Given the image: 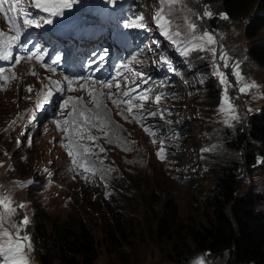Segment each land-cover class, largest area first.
Returning <instances> with one entry per match:
<instances>
[{
	"label": "rangeland",
	"instance_id": "1",
	"mask_svg": "<svg viewBox=\"0 0 264 264\" xmlns=\"http://www.w3.org/2000/svg\"><path fill=\"white\" fill-rule=\"evenodd\" d=\"M88 1L77 0L71 6L76 14L86 20V24L91 18L85 10ZM185 2L187 7L177 5L176 9L165 10V17L172 20L169 29L171 34L168 36L164 35L165 29L158 27V21L154 19L160 9L157 0L108 2L114 9L111 17L104 18L105 14L102 13L99 18H91L94 19L91 23H104L102 25L108 28L104 31L95 30L96 39L92 40V44L98 45V51L94 52L92 48L80 51L83 62L93 69L90 74L75 76L64 74L53 66H44L41 69L35 67L36 75H31L28 68L33 63L25 60L24 65L12 69L10 77L14 78L0 80V196H9L16 204L27 205L25 209H17L15 216L6 219V226L18 222L21 213L28 215L32 221L34 211L43 212L57 222L79 218L96 239V256L92 264H177L173 258L182 259L186 251L181 250L180 244L179 248L174 249L169 239L154 238L155 214L163 202L170 200L181 222L194 219L204 221L208 213L204 199L206 194L214 190L216 166L220 165L222 159H238V152L229 141L242 131L247 116L264 103V64L256 63L248 54L249 40L244 37V20H224L218 15L204 19L199 23L202 28L215 34L218 52L223 49L230 63L232 60L238 61L245 81L260 86L245 96H241L235 88L229 90L230 96L240 97L237 113L241 122L235 123L232 128L223 124L225 116L218 111L223 86L219 84V77L213 75L210 56L196 52H192L189 57L182 54L189 39L184 18L191 15L195 19L193 14L202 12L205 6L216 14L222 12L217 4H207L202 0ZM28 3V0L17 3V17L22 22L21 13L29 8L30 15L41 21L45 12L30 8ZM188 8L192 9L193 14L188 12ZM136 9V17H145V28H127L116 21L125 19L126 11ZM115 29L120 33L112 34ZM176 30L182 32L180 37H174ZM0 31L9 32L1 17ZM87 35L91 37L93 33L88 32ZM258 37L264 43V29ZM198 55L204 59H198ZM160 56L166 57L169 63L155 64L154 61ZM95 60L99 62L95 63ZM124 65L150 78L148 84L138 82L139 88L132 92V96L146 88L153 89V92L148 93L153 99L155 94H165L160 107L170 113H166V119L173 121L171 125L158 117L147 116L136 122L132 115L124 111V105L116 108L106 95L100 96L106 107L96 110L86 91L80 89V85H85L89 90L99 89L107 93L108 89L98 84L105 81L113 84L114 98L128 99L123 97L122 91L135 86L131 84V79H125L132 77V72L127 71ZM0 68L3 65L0 64ZM221 70L229 74L228 79L235 83L236 78L230 75V68ZM66 78L75 80L71 87L77 90L65 92L64 98L57 94L54 103L37 109L35 105L38 99L49 89V79L59 80L66 87ZM114 82L120 84V89L115 87ZM29 86L33 89L32 93L27 91ZM81 96L85 98L86 107L99 111L104 122L103 132L97 128L89 129L91 135L98 137L96 141H81L95 153L89 157V162L98 169L95 175L83 173L88 176L87 181L78 174L83 169L72 170L71 158L62 146L68 142L67 134L59 131L53 123L54 119L63 120L71 110L70 105L61 113L58 105L62 103V98ZM133 103L140 101L133 100ZM146 106L156 107L151 102ZM118 112H123V115ZM33 114L39 119L29 124ZM133 114L140 113L134 109ZM144 127H150L155 136L146 133ZM24 132L27 133V139L21 135ZM18 138L22 141L19 146ZM154 139L164 142V161L157 158L156 152L160 145L153 144ZM202 146L211 147V153L216 154L202 152ZM101 147L105 149L104 152H100ZM259 161L261 159L255 156L254 165L241 170L238 190L240 194L247 191L257 194L264 207V163ZM109 168L113 171L104 174L103 170ZM102 174L103 180L100 179ZM121 180L125 182L127 191L121 189ZM2 214L3 209L0 208ZM112 222L119 223L125 229L124 240L121 236H114L117 246L104 245L99 240L102 236L101 227ZM30 224L24 229L28 236ZM3 242L0 239V243ZM28 255L30 264H39L32 250ZM187 256L188 264H195L201 256L206 257V264H221L217 255L208 252H191ZM0 264H7V258L0 257Z\"/></svg>",
	"mask_w": 264,
	"mask_h": 264
},
{
	"label": "trees",
	"instance_id": "2",
	"mask_svg": "<svg viewBox=\"0 0 264 264\" xmlns=\"http://www.w3.org/2000/svg\"><path fill=\"white\" fill-rule=\"evenodd\" d=\"M202 1L217 4L218 9L226 13L231 21L244 20V37L249 40L248 54L256 63L264 64V43L258 37L264 29V0ZM229 142L237 150L238 159H222L220 165L216 166L214 190L206 194L204 199L208 208L204 221L194 219L181 222L170 200L163 202L155 214L154 238L169 239L174 249L179 248L180 244L181 250L186 251L182 259L173 258L177 264H188L187 254L191 252L215 254L221 264H264L263 202L253 192L240 194L238 190L241 170L250 169L255 163V156L264 160V103L247 116L242 131L237 132ZM203 148L211 149L209 146L200 149ZM120 187L127 191L123 180L120 181ZM37 212L34 211L31 217L29 237L33 257L39 264L93 263L96 239L81 219L70 218L57 222L49 219L45 213ZM101 230L99 240L104 245L117 246L114 236H121L123 240L125 238V229L117 222L105 225Z\"/></svg>",
	"mask_w": 264,
	"mask_h": 264
},
{
	"label": "snow or ice",
	"instance_id": "3",
	"mask_svg": "<svg viewBox=\"0 0 264 264\" xmlns=\"http://www.w3.org/2000/svg\"><path fill=\"white\" fill-rule=\"evenodd\" d=\"M20 0H13V8L16 9V4L19 3ZM77 2V0H57V2H42V0H35L33 3V7L50 12L55 15H63L64 13L61 11H54L56 9H67L72 6V3ZM109 3H112L113 0H108ZM160 5V9L154 17L155 20L158 21V27L164 28V35H170L169 29L172 25V20L166 18L164 13L165 10H173L176 9L177 5H182L187 7L185 0H157ZM0 11H3L2 6H0ZM188 12L192 13V9L188 8ZM23 17V28H29L33 25L39 27L40 24L36 19H29L30 13L27 11H22ZM195 19L191 18V15L184 18V22L187 24V32L189 33V39L183 48V56L189 57L192 52L196 53H205L210 56L212 60V69L213 75L219 77V84L223 86V95L221 104L219 105L218 111L219 113L225 116L222 121L226 127L232 128L235 126V123L241 122V117L237 113V108L239 105L237 101L240 99L239 96H230L229 90L235 88L241 96L249 95L251 90L259 88L255 82L245 81V77L240 71V65L238 61L232 60L231 63L230 58L226 52L221 49L219 52L217 50V39L215 34L209 30L202 28L201 21L204 19H211L214 15H218L219 18L227 20L229 19L226 13H214L208 6H205L202 12L194 13ZM44 19V18H40ZM6 22L11 26V29L15 31L14 36H7V38H3L6 34L0 31V60L11 61L13 65H18L21 63V60L24 59L22 57H14L12 49L14 47L20 46L23 47V42L21 41V36L23 35L22 28L19 24L16 23L15 19H10L5 14ZM145 20L144 16H137L129 23L125 25L127 28H145L146 25L143 23ZM45 23H51L50 19H46ZM182 32L180 30H176L174 32V37H180ZM173 43H176L175 38L173 39ZM33 57L43 60V57L39 55V52L33 53L28 56L26 59H32ZM198 59H204L203 56L198 55ZM59 60V57H57ZM222 62V63H220ZM155 64L163 63L167 65L169 63L168 59L164 56H160L158 60L154 61ZM127 71L132 72V77L125 79H131V84L135 87H129L128 90L122 91L123 97H128V99H119L114 98V94L112 92L113 84L105 81H100L98 84L101 88L108 89L107 93L101 92L99 89L89 90L85 87V85H80V89L86 91L87 96L90 98V102L94 105L96 110L101 109L102 107H106L103 105L100 96L106 95V98L111 101V103L116 106V108H120L121 105H124V111L128 114L132 115V119L136 122H140L142 119L147 117L159 118L162 121H165L167 124L171 125L173 121L171 119H166L167 110L160 107L161 101L164 98V93H159L154 95V99L151 98L148 93L153 92V89L146 88L142 91H139L136 96H132V92L136 91L139 88V83L148 84L149 79L146 77V74H142L140 71H134L132 68H128L127 65H124ZM222 68H230L232 71L230 75L236 78L235 83L231 82L228 79L227 73L222 71ZM5 70L0 68V73H3ZM31 75H36L33 71L30 73ZM13 77H4V79H10ZM67 79V78H66ZM51 85L53 89H49L42 98L38 99L35 107L37 109H43L48 104L55 102V95L64 91H76L77 89H73L71 86L74 81L67 79V86L62 87L61 82L59 80L51 81ZM115 83V82H114ZM47 87V86H46ZM115 87L120 89V84L115 83ZM6 90V89H5ZM29 93H32L33 89L31 86L27 88ZM31 98V97H29ZM133 100L140 101V103H133ZM151 102L156 105L154 108H149L146 105ZM71 105V110L67 112V115L63 120L54 119L53 123L56 125L57 129L62 133L67 134L68 142L63 144L62 146L67 150L68 156L71 158V163L73 165V171L76 168L83 169L82 173H78L81 175L83 179L88 180V176L83 175V173H91L95 175L98 169L95 168L94 165H90L89 157L95 155L91 151V149L81 141L87 139L89 141H96L98 137L90 134V128H97L99 131L103 132V120L100 116L99 111H93V109L86 107L85 98L84 97H68L67 99L62 98V103L58 105L61 113L65 109H68ZM136 109L140 114H133V110ZM252 109H248L251 111ZM117 114L123 115V112H118ZM170 115V113H167ZM106 115V113H105ZM39 117L33 114L32 119L29 121V124L35 123ZM144 131L151 136H155V132L150 127H144ZM87 133V135H85ZM22 136L27 139V133H21ZM30 143V141H28ZM22 143V141L18 138L17 144L18 146ZM153 144L159 143L160 147L158 148L156 155L157 158L161 161L166 159V148L164 146V142L162 139H154L152 141ZM211 149L203 148L202 152H208ZM104 148H100V152H104ZM102 163V161H101ZM259 163H264V160L259 161ZM45 172H48L47 169H44ZM113 171V169H105L103 173ZM104 174L101 175L100 179H104ZM51 176V173H48ZM75 178V177H73ZM34 181H29V183H33ZM19 186V185H17ZM27 207L24 203L16 204L9 196H0V208L3 209V214L0 215V239H3V243H0V257L7 258V264H30V256L28 253L32 250V241L27 233L24 232V229L31 223L28 215L21 213V218L18 222H14L9 226H6V219H10L11 217L16 215L17 209H25ZM23 233V234H22ZM195 264H206V257L201 256L199 260L195 262Z\"/></svg>",
	"mask_w": 264,
	"mask_h": 264
},
{
	"label": "bare ground",
	"instance_id": "4",
	"mask_svg": "<svg viewBox=\"0 0 264 264\" xmlns=\"http://www.w3.org/2000/svg\"><path fill=\"white\" fill-rule=\"evenodd\" d=\"M10 4H11V1L10 0H0V6H2V8H3V11H0V17L2 18V20H3V25H5V27H7L8 29H9V32H4L5 34H6V36L5 37H3V38H7V36H10V34H11V31H12V29H11V26H9V24L6 22V20H5V14L7 15V16H10V17H13V14H12V11L11 12H9V8H10ZM11 10V9H10ZM104 15V14H103ZM94 20V19H93ZM104 24V23H103ZM88 27V26H87ZM112 33V32H111ZM111 35V34H110ZM114 41V40H113ZM3 61H5V60H3ZM18 67V66H17ZM66 80V79H65ZM75 81V80H74ZM47 88H49V89H52L53 88V86L51 85V83L49 82V86L47 87ZM45 94V93H44ZM65 97V96H64ZM92 105V104H91Z\"/></svg>",
	"mask_w": 264,
	"mask_h": 264
}]
</instances>
